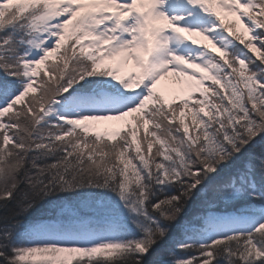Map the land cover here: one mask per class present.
I'll return each mask as SVG.
<instances>
[{"label":"snow or ice","instance_id":"1","mask_svg":"<svg viewBox=\"0 0 264 264\" xmlns=\"http://www.w3.org/2000/svg\"><path fill=\"white\" fill-rule=\"evenodd\" d=\"M0 264H264V0H0Z\"/></svg>","mask_w":264,"mask_h":264}]
</instances>
